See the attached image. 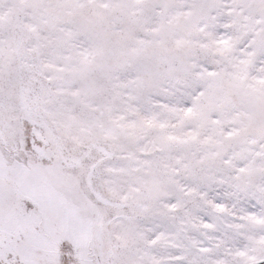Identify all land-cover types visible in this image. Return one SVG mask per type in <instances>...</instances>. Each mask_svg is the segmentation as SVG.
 Here are the masks:
<instances>
[{
	"label": "snow or ice",
	"instance_id": "obj_1",
	"mask_svg": "<svg viewBox=\"0 0 264 264\" xmlns=\"http://www.w3.org/2000/svg\"><path fill=\"white\" fill-rule=\"evenodd\" d=\"M0 264H264V0H0Z\"/></svg>",
	"mask_w": 264,
	"mask_h": 264
}]
</instances>
